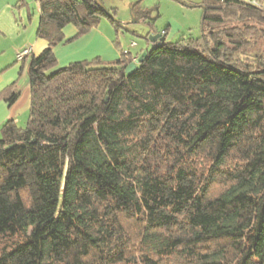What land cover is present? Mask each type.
I'll return each mask as SVG.
<instances>
[{
	"label": "trees",
	"instance_id": "trees-1",
	"mask_svg": "<svg viewBox=\"0 0 264 264\" xmlns=\"http://www.w3.org/2000/svg\"><path fill=\"white\" fill-rule=\"evenodd\" d=\"M37 3L30 119L0 129V264H264V0H202V37L131 73L118 43L58 68L68 26L122 24L95 0Z\"/></svg>",
	"mask_w": 264,
	"mask_h": 264
},
{
	"label": "crops",
	"instance_id": "crops-1",
	"mask_svg": "<svg viewBox=\"0 0 264 264\" xmlns=\"http://www.w3.org/2000/svg\"><path fill=\"white\" fill-rule=\"evenodd\" d=\"M23 6H26L25 0L24 3H21V0L17 2L10 0L0 3V92L11 85H15L18 93V99L13 105H9L5 101L0 102V129L9 120H14L19 127L23 128L30 119L31 96L28 71L30 57L19 62L17 53L31 46L33 48L32 56H38L48 45L46 41L37 38L39 21L36 28H31V33H28V27L21 23L22 26L24 25V29H22L16 10ZM20 15L22 17L21 12ZM67 28L64 30L65 41L54 50L60 68L67 67L72 63L91 61L96 58H101L102 60L120 58L122 48L113 47V37L110 30L106 28L103 30L102 24L90 33L73 41L71 40L77 35V31ZM12 32L14 35L10 37ZM151 33L156 34L158 32L151 30L149 35ZM164 36L165 42H167V33ZM103 51L108 53L110 57L103 58L105 57L103 56ZM134 55L136 56L134 63L138 65V60L142 54Z\"/></svg>",
	"mask_w": 264,
	"mask_h": 264
},
{
	"label": "rangeland",
	"instance_id": "rangeland-1",
	"mask_svg": "<svg viewBox=\"0 0 264 264\" xmlns=\"http://www.w3.org/2000/svg\"><path fill=\"white\" fill-rule=\"evenodd\" d=\"M3 1L10 0H0V3ZM17 1L18 0H14V2ZM102 1L106 8L113 15L114 20L122 24V28L117 33L116 29L112 25V20H109V18L103 16L102 22L98 26L100 27L102 24L103 30L105 28L110 30V33L113 37L112 45L115 48H117L118 43L122 49L129 50L133 54H143L151 51L153 44H149L150 41L147 39L151 30H154L158 33H167V42L172 44L179 43L182 40H198L202 37V21L204 14V8L201 6L202 0ZM25 2L26 6L18 8L16 12L20 25L21 23L26 25V27L29 29L28 33H31V28H36L37 26V23L40 19V12L38 10L37 0H25ZM135 3H138V5L132 13L131 9ZM142 11L147 13L144 21L140 20V16L137 15L138 12ZM133 19L139 20L134 23ZM23 26L21 25L22 29H24ZM67 29L76 30L75 27L71 25ZM13 35V32L12 34L10 33V37ZM103 56H105L103 58L110 57V55L104 51ZM103 60L106 62H113L117 59ZM58 68L60 67L58 66ZM27 124L28 123L26 122L24 127H26Z\"/></svg>",
	"mask_w": 264,
	"mask_h": 264
},
{
	"label": "water",
	"instance_id": "water-1",
	"mask_svg": "<svg viewBox=\"0 0 264 264\" xmlns=\"http://www.w3.org/2000/svg\"><path fill=\"white\" fill-rule=\"evenodd\" d=\"M97 2V4L103 9V11L111 18L114 20L113 15L110 13V11L106 8V6L104 5L102 0H95ZM138 5V3H135L132 6L131 12L133 13L134 9L136 8V6ZM133 22H137V20L133 19ZM165 34L164 33H151L150 35H148L147 39L150 41V43H152L155 46H159L163 43H165ZM147 58V52L143 53L141 55V57L138 60V63L141 64L144 62V60ZM138 67V65L136 63H132L129 65V67L126 69L127 73H131L132 71L136 70Z\"/></svg>",
	"mask_w": 264,
	"mask_h": 264
},
{
	"label": "built area",
	"instance_id": "built-area-1",
	"mask_svg": "<svg viewBox=\"0 0 264 264\" xmlns=\"http://www.w3.org/2000/svg\"><path fill=\"white\" fill-rule=\"evenodd\" d=\"M246 1H248L254 5H257V0H246ZM38 10L40 12L39 4H38ZM32 53H33V48L31 46H28L25 49H23L17 53V60L19 62L24 61L26 58L31 57Z\"/></svg>",
	"mask_w": 264,
	"mask_h": 264
}]
</instances>
